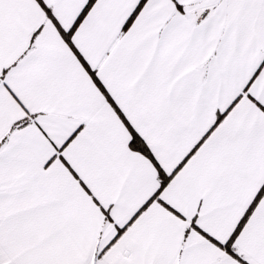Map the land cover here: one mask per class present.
I'll return each mask as SVG.
<instances>
[{"label": "snow or ice", "instance_id": "obj_1", "mask_svg": "<svg viewBox=\"0 0 264 264\" xmlns=\"http://www.w3.org/2000/svg\"><path fill=\"white\" fill-rule=\"evenodd\" d=\"M0 264H264V0H0Z\"/></svg>", "mask_w": 264, "mask_h": 264}]
</instances>
